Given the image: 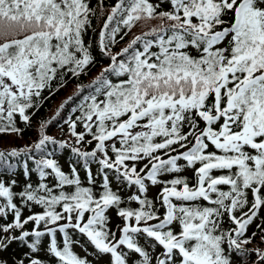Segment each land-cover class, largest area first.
I'll list each match as a JSON object with an SVG mask.
<instances>
[{"label": "snow or ice", "instance_id": "snow-or-ice-1", "mask_svg": "<svg viewBox=\"0 0 264 264\" xmlns=\"http://www.w3.org/2000/svg\"><path fill=\"white\" fill-rule=\"evenodd\" d=\"M163 3L169 10L158 11ZM102 8L90 0H0V134H20L17 114L30 126L54 81L80 77L94 64L85 37ZM150 20L160 23L113 54L125 29ZM95 44L110 63L73 108L80 115L65 120L73 139L47 135L42 122L32 145L0 150V167L21 153H41L36 186L14 192L15 179H0V218L13 217L0 223V252L18 242L30 252L14 264H44L36 254L47 237L57 264H92L93 253L73 239L78 233L95 254H110V264H130L132 254L135 264H232V253L250 252L264 264V250L246 247L256 236L247 229L264 209V0H117ZM77 91L83 95L84 87ZM49 144L83 161L88 186L75 164L65 173L43 153ZM93 162L102 176L98 192ZM50 175L53 186L44 182ZM153 186L159 194L149 198ZM34 205L42 211L25 217ZM112 209L122 220L115 230Z\"/></svg>", "mask_w": 264, "mask_h": 264}, {"label": "trees", "instance_id": "trees-1", "mask_svg": "<svg viewBox=\"0 0 264 264\" xmlns=\"http://www.w3.org/2000/svg\"><path fill=\"white\" fill-rule=\"evenodd\" d=\"M117 0H90L91 6L93 8H97L98 4L103 5L102 10L97 11L96 17L92 20V29L87 33L85 39L86 41L92 42V55L94 56L95 62L90 65L86 73L82 74L80 77H71L67 76L64 81L59 80V78L53 82V94L49 96L48 91L43 93L44 96L48 97L46 100H43L40 107L34 109L31 114V124H25L20 120L18 114L16 115V124L17 127L22 129L20 134L10 133V134H0V150H11L12 148L21 149L26 145L30 146L34 142H36L39 138V126L42 122H48L47 127L45 129L46 134L54 137L57 140H69L71 141L73 138L70 136L68 126L65 124V120L69 117L75 119L76 116L80 115L79 111L73 112V108H76L85 96L89 94L90 91H94L95 85L92 84V81L99 75L101 70L106 67L110 60L108 57L103 56L99 48L95 44V40L97 38L98 32L102 27L104 19H106L109 10L112 6L115 5ZM153 3H157L158 0H152ZM170 4L163 3L160 6L161 10H169ZM152 21V20H150ZM145 21H140L136 26L131 28L130 30L125 29L127 31V35L123 40H119L113 46L112 52L115 54L119 52L122 48L127 46V44L136 36L140 35L142 32L148 31L151 27L158 25L160 22H157L153 25L142 27V24ZM123 34V33H121ZM154 51L156 49H153ZM193 54L195 50H192ZM113 82H117V78L115 76L110 77ZM63 85V86H61ZM77 85H82L84 87L83 95H80L77 91ZM68 96H73V100L69 101L63 109L60 110L59 115H57V110L59 109L60 104L66 100ZM100 99H103L101 96ZM82 126H78L77 131H81ZM90 139V137H88ZM95 142L93 144L83 145V150H91L94 147ZM44 154H51L50 158L56 159L61 169L65 173H70V165H76L79 171V175L82 181L83 186H88L85 170L81 167L83 161L80 164H76L77 157L74 153L71 152L70 148H60L58 145H47L44 150ZM41 153L33 152L31 154V158H29L26 154L21 153L17 157H10L7 164L0 167V179L5 180L6 182H10L11 179H15L17 181V185L13 188L14 192H19L23 189L25 184L31 183L33 186H36L40 182V177L38 172L36 171L35 160L40 158ZM26 166L28 169H31L29 175H25ZM93 174L96 177L97 185L96 190L99 191V185L102 182V176L96 175L97 169L99 165L93 162L90 165ZM50 171V170H48ZM184 175H188L189 178H192V174L190 172L183 173ZM216 175L226 174V172H217ZM171 176L165 177V179H170ZM46 183L49 186H53L56 181L54 176H49L45 179ZM113 189L116 190L118 185L113 182ZM66 190H72L69 186H66ZM225 190H227L225 186ZM54 191H59L58 189H54ZM130 194V190L125 186L121 189V195L126 198L127 195ZM159 194V187L153 186L150 187L148 196L149 198H153ZM252 197L249 194V200L251 201ZM19 204V201H17ZM159 204V202H157ZM128 206V205H125ZM131 207L136 208L138 205L135 202H132ZM250 206V205H249ZM42 208L40 206H33L31 211L25 208L23 210V215L26 217L27 215L32 214L33 212H41ZM162 211V210H161ZM247 211V209H245ZM87 215V214H86ZM111 217L110 227L113 230L119 225L122 227V220L116 216V210L112 209L109 212ZM13 217L11 215L8 216L5 221L3 218H0V223H8L11 222ZM257 225H261L264 228V209H262L258 217L255 221L248 227L246 236L251 237L252 233L255 232L256 236L252 238L251 243L246 245L248 249L260 248L264 250V241L261 240L262 231L261 228H258ZM32 227L31 224L27 226L30 230ZM225 228L229 227V223L227 221V217H225ZM62 240V235L60 237ZM73 239H78L83 245V248H87L89 253H93V255H88V259L92 262V264H110V254L107 255H98L95 254V249L88 243L86 237L81 236L76 233L73 235ZM143 244V239L140 241ZM47 243L48 238L44 237L41 241L40 251L36 254L37 258L41 259L44 264H57L54 257H52L47 252ZM82 247L74 246V251H76L79 255L85 256ZM159 251V249L157 250ZM26 252H30L26 245L20 244L18 242L12 243L6 251L0 252V259L7 260L8 264H14L15 260L21 259L24 257ZM139 259L138 255L132 254L130 256V264H135V261ZM257 260V256L255 252H250L247 256H242L237 253L231 254L232 264H255Z\"/></svg>", "mask_w": 264, "mask_h": 264}, {"label": "rangeland", "instance_id": "rangeland-1", "mask_svg": "<svg viewBox=\"0 0 264 264\" xmlns=\"http://www.w3.org/2000/svg\"><path fill=\"white\" fill-rule=\"evenodd\" d=\"M157 22H160V21L159 20L145 21V22H143L142 27L150 26V25H153Z\"/></svg>", "mask_w": 264, "mask_h": 264}]
</instances>
